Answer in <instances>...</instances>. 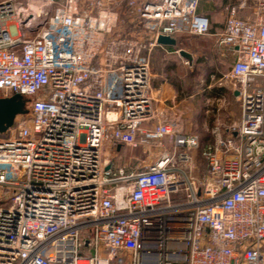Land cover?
Returning <instances> with one entry per match:
<instances>
[{"label":"built area","instance_id":"built-area-1","mask_svg":"<svg viewBox=\"0 0 264 264\" xmlns=\"http://www.w3.org/2000/svg\"><path fill=\"white\" fill-rule=\"evenodd\" d=\"M197 1L0 0V96L31 99L0 133V264H264V0L215 34L240 117L200 163L151 85L159 34L209 32ZM163 139L141 168L118 162Z\"/></svg>","mask_w":264,"mask_h":264},{"label":"rangeland","instance_id":"rangeland-1","mask_svg":"<svg viewBox=\"0 0 264 264\" xmlns=\"http://www.w3.org/2000/svg\"><path fill=\"white\" fill-rule=\"evenodd\" d=\"M93 1L80 0V8H88ZM125 28L124 25L121 27L123 30ZM114 34L116 32L110 36L113 37ZM182 39L191 46L193 61L189 63L185 59L167 56L162 59L163 65L160 68L165 82L177 91L176 101L169 104L180 112L184 129L199 137V148L193 155L195 162L200 163L201 149L212 140L213 129L218 126L223 134L224 130H230V126L237 121L235 117L240 101L232 95L231 85L224 78L232 62L230 56L226 53L219 55L217 48L213 46L214 39L210 36L197 35L185 39L181 37ZM159 74L156 80L160 78ZM167 146L165 139L153 142L148 147L123 146L118 162L129 170H136L156 159ZM201 168L202 166H197L198 170Z\"/></svg>","mask_w":264,"mask_h":264},{"label":"crops","instance_id":"crops-1","mask_svg":"<svg viewBox=\"0 0 264 264\" xmlns=\"http://www.w3.org/2000/svg\"><path fill=\"white\" fill-rule=\"evenodd\" d=\"M246 3L247 5H251L253 2H251L250 0L248 1L246 0ZM231 7H236L237 16L242 17V18L248 12L247 9H243V0H198L196 12L199 15L206 16L209 21V27H210L209 32L203 36L212 37L214 39L213 46L217 48L218 54L220 55V54L226 53L228 56H230V58L233 61L235 58V53L228 47L218 45L216 43V35H215L216 33L223 31L225 19ZM189 36H197V35L177 36L175 46L161 44L163 47L160 49L157 48L153 52L152 64H151V72H152L151 85H152V88L155 91H157V97H158V100L160 101L174 104V101H176V98H177V91L173 88L172 85L165 82V80L162 77L163 73H161L162 71L160 68L163 65L162 59H165V57L167 56H170V57L174 56L175 58L183 60L184 58L181 57L178 52L177 53L173 52V50L184 49L185 51L189 52L192 55V61H193V52H192L193 50L191 49V46H188L187 43L183 42V39L181 40V37L185 39V37H189ZM144 37L150 38V34L145 33ZM220 51H222L223 53H221ZM157 74L160 75L159 76L160 78H158V80H156ZM230 92L232 93L234 97H237V95H235L231 89H230ZM239 117H240V106L238 108L237 116L235 117L236 120H238ZM184 131L188 132L185 129ZM223 135L227 136L226 130H224Z\"/></svg>","mask_w":264,"mask_h":264},{"label":"water","instance_id":"water-1","mask_svg":"<svg viewBox=\"0 0 264 264\" xmlns=\"http://www.w3.org/2000/svg\"><path fill=\"white\" fill-rule=\"evenodd\" d=\"M24 14L20 13V17L24 18ZM156 42L162 45L175 46L176 38L159 34ZM181 57L186 59L189 63L192 61V55L184 49H178ZM237 95V91H233ZM31 99L21 93H13L9 96H0V133H4L15 121L19 115H26L29 111V103ZM120 146L118 145L117 149Z\"/></svg>","mask_w":264,"mask_h":264}]
</instances>
